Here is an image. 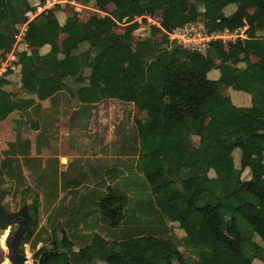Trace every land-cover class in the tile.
I'll return each instance as SVG.
<instances>
[{"label": "trees", "instance_id": "trees-1", "mask_svg": "<svg viewBox=\"0 0 264 264\" xmlns=\"http://www.w3.org/2000/svg\"><path fill=\"white\" fill-rule=\"evenodd\" d=\"M46 1L0 0L1 55L13 47L18 58L11 63L20 68L15 91L19 97L7 87L12 84V71L8 68L0 75V121L15 110L36 109L37 117L41 102L50 98L66 100L64 108L70 103L78 107L80 103L100 102L109 95L100 83L110 79L123 102L137 106L153 102L149 115L134 121L137 128L153 127L156 132L134 139L130 150L139 152L137 168L147 171L150 181L164 175L168 182L154 197L155 202L141 209L147 224L142 220L141 227L120 240H107L95 233L87 246L77 250H73L74 242L60 225L53 229L49 242L36 250L34 264H255L256 260L264 264V125L260 123L264 116V65L251 57L254 48L264 52V37L248 28L247 38L231 42L228 58L217 66L214 59L223 51L221 40L213 39L205 50L198 51L171 42L168 31L199 17L209 34L243 27L242 21L225 14L227 0H201L204 11L196 15L187 13L189 0H102L115 3L116 10L99 17L100 27L76 23L60 41L59 25L41 30L57 18L60 7L58 4L38 12ZM7 6L15 15L3 9ZM254 14H264V0L255 1ZM33 15L28 22L27 17ZM148 15L160 20V26L150 24ZM137 17L143 18V26L134 22ZM23 25L27 28L22 39L35 47L21 57L16 36ZM214 69L220 71L217 79L210 75ZM229 89L250 95V101L237 104ZM209 113L219 119L214 127L207 124ZM40 123L39 119L30 120L33 129H39ZM30 152V143H23L19 137L10 155L1 160L8 177H0L1 184L18 182L25 187L23 198H32L29 210L34 224L21 243L22 252L39 225L40 194L27 185L19 159L22 154L30 162ZM199 159L204 160L205 169L197 168ZM247 169L250 178L243 177ZM80 184L74 180L66 182L65 187ZM108 187L117 203L99 200L102 192L96 188L93 193L97 198L91 201L97 204L95 211L100 213L102 224L115 228L133 219L127 214L128 195ZM84 203L81 200L82 206ZM152 217L158 226L151 225ZM166 223L184 231L183 248L175 236L164 238L170 230ZM202 225L207 227L210 240L203 238ZM8 226L0 223L2 229ZM230 228L245 237L244 241L231 237L227 233ZM41 238L38 233L36 243Z\"/></svg>", "mask_w": 264, "mask_h": 264}, {"label": "rangeland", "instance_id": "rangeland-1", "mask_svg": "<svg viewBox=\"0 0 264 264\" xmlns=\"http://www.w3.org/2000/svg\"><path fill=\"white\" fill-rule=\"evenodd\" d=\"M95 4L99 6L98 3ZM3 9L9 11L12 15H15V11L11 6L4 7ZM105 9L108 11V9H111V6H105ZM24 11L23 12L25 15L26 3L24 4ZM73 12L74 11L67 12V14L70 13V15H72L70 16L71 20L73 18V20H75L78 17V15ZM87 16V11L81 12L82 21L87 19ZM27 18L30 19L31 17L28 16ZM201 18L202 17H199L198 21L204 22ZM157 22L158 19L153 17V21H151L150 24L157 25ZM141 25H144L143 20ZM23 26L21 28V34L16 36L18 45L20 46L22 44L24 46L23 50H25V53L19 54L21 57H24L27 54L26 49L31 48L30 45L29 47L27 45L29 43L22 39V36L25 34L27 28L26 25L24 27ZM202 30V33L204 32V34L209 32L208 28L206 27L202 28ZM218 32L221 33L222 31ZM212 40L213 39H211V41ZM223 40H225V42L228 44L230 42H234L233 40H230L229 37H225ZM6 46L7 44L5 47ZM228 46H225V51L223 49L220 56L217 58L220 61L214 62L217 66L228 58ZM12 49L8 54L11 53ZM136 52L139 54V49H136ZM5 54L2 55H5L4 61H7V52ZM14 57L15 55L12 56V59ZM6 66H8V64ZM13 67L15 66L13 65ZM15 78H18V75L12 76V80H16ZM104 86L106 91H109L111 95H114L111 97L116 98V92L111 90V85L106 82ZM17 87L18 86L15 84H12L9 88L15 92L18 90ZM16 93L18 94V92H15V95L19 97ZM60 99H62V101L60 100L59 102H62L63 106L68 105L66 104V100L61 97ZM59 102L56 105L55 101L52 100L50 104H52L53 107H46V111H44V108L39 109L41 118H45V121L48 123L46 124V131L49 133V137H47L46 140L43 139L39 141V138H35V136H33L34 140H32V144L30 143L31 152L29 155L31 157V161H27L28 157L25 159L24 155L19 154L20 164L22 165L23 172L26 176L27 185L32 186L33 190L39 192L40 194L39 225L37 226L35 235L33 236L31 242L26 243L23 248V251L31 261V264H34L36 260L34 256L36 250L49 242L51 235L53 234V229L59 228L60 225L65 227V232L68 238L74 242L75 246L73 247V250L87 246L91 242L95 233L102 235L107 240H120L125 235L130 234L134 229L141 227L143 220L141 209L143 207L148 208L149 206L147 205L149 203L155 202L154 197L161 192L163 186L168 182L166 176L159 177L158 181H150L147 178L149 173L147 171H140L137 168L139 152L136 150H134V152L133 150H130L132 141L141 137L134 120L136 118H146V115L150 111L149 108L142 107L139 109L137 105L134 106L133 104L120 103V105L113 103L112 105L110 102L105 104L102 103L100 105L91 106L89 109H86L89 112L88 117L87 113H84L86 110L81 108L79 112L77 111L78 115L74 121H71V116L68 118H60L57 126L55 125L53 129L52 125H50L51 121H53L51 119V111H54V108L62 109V111H64V107H60ZM70 105L71 103L69 104V107H71ZM41 107H43V105ZM43 112H45L44 115H41ZM24 113L26 114L25 121L28 125L30 124V120L38 119L36 117V109H32ZM211 117H214V115L211 114ZM217 120L218 119L215 118L208 119V126H216ZM260 123L264 125V117H261ZM68 124L70 125L66 126ZM3 126L4 127L0 126V177L7 180L8 177L5 176V172L2 169L1 160L10 155L9 153L11 148L13 144L18 142L19 137H21L20 140H22L23 143L28 142L27 140L29 137V130H24L22 128L21 132L23 135L20 136L21 132L20 134L18 131L13 133L14 130H10L5 125ZM70 126L72 127L70 128ZM61 132H64L65 134L61 136ZM60 146L62 149L71 148L70 150H73L74 154H76L74 157H71L74 158L72 159L73 162L65 171H61V169H59L57 166V161H55L56 155L65 151H58ZM20 149L22 148L20 147ZM70 150L66 152H70ZM63 156L64 159H61V162L63 161L67 163L69 157H67L66 153ZM170 166L172 165L170 164ZM237 166H239V162L237 163ZM205 167L206 165L204 160L197 162V168L199 170L205 169ZM100 170H102V176H100ZM107 170L109 171V174L106 173ZM210 174L213 176V172ZM103 175H105V178H107L104 185L99 183L101 178H104ZM250 176V170H245L243 177L250 178ZM74 180H76V182L81 181V184L79 186L65 187L66 182H71ZM49 183H52L50 184L51 187L47 186ZM16 185L19 186V183L14 182L10 184L6 182L3 185V187L8 190V194L4 197L3 202L4 205L7 206L6 208L10 209V211L19 210L24 205V200H26V203L28 204L32 202V198L30 197L23 198L24 195L21 193V191L25 187L20 185V188H17ZM110 185L116 187L118 190L128 195L129 204L127 205V214L133 220L127 223L124 222L119 227L112 228L102 224L99 214L92 213L90 216L87 215V217H89L87 220V224H89V226L87 227L83 221L84 217L82 215H73L67 211L72 208V205L77 204L80 200V198H77L76 192L79 194L91 189L94 190V188H96L99 189L98 191L103 192L104 190L106 193L109 191L108 186ZM100 186L103 187V189L99 188ZM67 194H72L74 196L73 200L67 197ZM108 195L111 196L109 193ZM174 197V194L172 197H170V203L173 201ZM150 199L152 201H150ZM115 201L117 203L116 199L114 202ZM78 210L79 214H82L88 209L84 207L83 209H77V212ZM242 217H247V214H242ZM152 219L153 217L151 220ZM75 220L77 222L76 224H73ZM153 220L154 221L151 223V225L158 226L159 222H157L155 219ZM143 224L145 225L147 223L143 220ZM166 224L169 226L170 230L168 231L167 236L163 235L164 238L168 236H175L177 241H179V246L183 248V237L185 234L184 231L179 228L178 225L172 226L169 223ZM16 228V224L9 225L6 229L0 228V241H3V243L0 244V264H2L4 260H9L8 254L10 252V248L8 246L7 239L9 235L16 230ZM200 228L203 238L205 240H210L211 235L208 232L207 227L202 225ZM38 233L41 234L42 241L36 243ZM227 233L231 237L235 238L238 242H243L245 239V237L238 234L232 228L228 229ZM157 236L160 237V241L164 240V238L161 239L162 234ZM254 239L259 241L258 237H255ZM49 245L50 243L48 246ZM257 261L258 260H256L255 264H262ZM95 264L103 263L96 262Z\"/></svg>", "mask_w": 264, "mask_h": 264}, {"label": "crops", "instance_id": "crops-1", "mask_svg": "<svg viewBox=\"0 0 264 264\" xmlns=\"http://www.w3.org/2000/svg\"><path fill=\"white\" fill-rule=\"evenodd\" d=\"M255 1L256 0H241V1L227 0L226 7L224 9L225 14L227 16H232L234 18V21H237V20L242 21L244 23V26L243 27H237V28H235L233 30H230V32H231V34L233 36H229L226 33L225 37H229V38H231L230 40H233V41L236 40V37H238V36H240L242 38H247L248 34L246 33V30L248 28H250V27L255 29V33H256L257 36L264 37V14L263 15H255L254 14ZM95 3H98L99 6L96 5ZM59 6L60 7H59V9L57 11V18L55 20L51 21L45 28L42 27L41 30H44V29H46L48 27H52L54 25H59L60 29H61V39H60V41L68 35L69 29L74 24L79 23V22H84L88 26L100 27L101 22L99 20V17L100 16L102 17V16H105V15H109L114 10H116V4L115 3L104 2L102 0H90L88 3H82V2H80L78 0H67V1L61 2V4H59ZM91 6H93V7H91ZM105 6H108V7L111 6V9H108V11H107L105 9ZM40 11L41 10H38V12H40ZM68 11L69 12L74 11L73 13H76L78 15V17L75 20H73L74 18L71 20L70 16H72V15H70V13L67 14ZM79 11H80V14H79ZM83 11H87L88 12V16H87L88 18L84 19L82 21L81 20V12H83ZM203 11H204V5L201 2V0H189V6H188V9H187V13L196 15V14L202 13ZM34 15L28 20V22L32 21ZM158 21L160 22V20H158ZM198 22H201V21H198ZM201 23H204V22H201ZM223 32H224V30H222L221 33H223ZM217 33H219V32L217 31L214 34H217ZM217 39H220V38H217ZM220 40L222 41L223 49L225 48V46H228L231 43V42L229 44L226 43L225 40H223V38L220 39ZM60 41L58 43H56V46H55L56 49H58L60 47ZM27 45H28V47L30 45L31 48L35 47V45L32 47V45L30 43L27 44ZM15 47H16V45H15ZM23 47H24L23 45H20V46L17 45L16 49L19 51V54L25 53V50H23ZM49 47H50L49 45L46 46L47 49H49ZM31 48L26 49V53H29L31 51ZM224 51H225V49H224ZM229 52H230V48H229ZM7 55H8L7 56L8 57V59H7L8 62L4 61L5 57L4 58L1 57L2 55H1V51H0V58L2 59L0 61V75H2L5 72V70H7L9 68L12 71V74H11L12 84H15L16 86H19V82H20V68L18 66L13 67V64L11 63L12 60L17 58L16 53H15L14 50H12L11 53L10 54L7 53ZM13 55H15V57L12 59ZM251 57H252L253 60L259 61L260 63H262L264 65V52L260 51L258 48H254L251 51ZM10 59H12V60H10ZM217 61H220V60H218L217 58L214 59V62H217ZM7 64H8V66H6ZM14 75H18V78H15L16 80H12V76H14ZM210 75H212L213 78L217 79L220 76L219 69L212 70ZM106 82H108L109 85H111L110 79L103 80L100 83V86H101V88L103 90H105V86L104 85L106 84ZM12 84H9L7 87H10V85H12ZM111 87H112V85H111ZM111 90L114 91V88L112 87ZM107 92L109 93V95L107 97L103 98L100 102H97V103H80L78 105V107H73L71 105V107L63 108L64 111H62V109L56 108L54 111H51V113H50L51 114V119L53 121H51V124L50 123L49 124L52 125V128L54 129L55 125L57 126V123L60 120V118H64V117L68 118V117L71 116L72 117V119L70 118L71 121H74V119L78 115L77 111L79 112V110L81 108L86 110V109H89V107H91V106H97V105H100L102 103L105 104V103H108V102H110L112 105H113V103H116V104H120V103L133 104V103H125V102H123L122 100L119 99V97H118V95L116 93H115L116 98H112L111 96L113 94L111 95V93L109 91H107ZM228 93H230V95L232 96V98L234 99V101L237 104L248 103L250 101V95H248V94H245V93H242V92H237V91H234L233 89H229ZM51 102H52L51 98L41 102V105H43L42 108H44V111H46V107H51L50 106ZM55 103H56V105L58 104L57 101H55ZM59 104H60V107H62L63 103L60 102ZM133 105L135 106V104H133ZM153 106H154L153 102H149V103L145 104L144 106H138V107H139V109H141L142 107L143 108L144 107L149 108L150 111L146 115V117H147L149 115V113L152 111ZM44 113L45 112H43L41 115H44ZM84 113H87V117L89 116V112L87 110ZM211 114H213V113H209L208 114L207 120L210 119V118L218 119L216 116L211 117ZM37 117H38L39 121H41L39 129H33L30 124L29 125L26 124V121H25L26 120V114L23 111H21V110L13 111L5 120L0 121V126L4 127L3 125H5L10 130L11 129L14 130L13 133H16V131H18L19 134H20L22 128L24 130L25 129L29 130L28 131L29 137H28V140H27L28 142L27 143H31L32 144V140H34L33 136H35V138L36 137L39 138V141L43 140V139L46 140L47 137H49V133L46 131V124H48V123L45 121V118H41L40 113H39V116H37ZM80 117H81V115H80ZM262 117H264V116H262ZM138 119H141V118H138ZM216 123L217 124L219 123V119L217 120ZM69 125L70 124H68L66 126H69ZM71 127L72 126H70V128ZM167 129L170 130L171 127L168 125ZM138 131L140 132V136L141 137H146V136H148L150 134H154L156 132V129L153 128V127H151V128H145V127L141 128L140 127V128H138ZM144 132H146V133H144ZM46 134H47V136H46ZM64 134H65L64 132H61V136H63ZM22 135L23 134L21 132L20 136H22ZM58 135H60V134H58ZM23 137H25V136H23ZM68 143H69V141H68ZM70 149L71 148L62 149L61 146H60V149H58V151H60V152L65 150L62 153L57 154L56 158H55V161H57V166L59 167V169H61V171H65V170H67L69 168L70 164L73 162L72 159H74V158H71V157H74V155H76V154H74V151L70 150ZM69 150H70V152H66V151H69ZM65 153L67 154V157H69L67 163L63 162V161L61 162V159L62 160L64 159L63 155ZM201 160L202 159H199L198 162L201 161ZM170 167L174 168L173 165L170 166ZM106 173L109 174V171L107 170ZM100 176H102V170H100ZM103 176H104V178H101V180L99 182L102 185H104L103 183H105V181L107 179V178H105V175H103ZM162 176H164V175H160L159 177H162ZM158 179L156 181H158ZM101 188L103 189V187H101ZM91 193H92V195H91ZM108 193L111 194V196H109ZM67 195H68L67 197H69L71 200H73L74 196L72 194L71 195L67 194ZM76 195H77V198H80V200L78 201L77 204L72 205V208H74V206H76L75 207L76 210H73L72 208H70V213H72L73 215L76 214L77 216H81L82 215L84 217L83 221L85 222V225L88 227L89 224H87V220H88L89 217H87V215L90 216L92 213H94V214L97 213V214H99V217H100V213L95 211L97 204L95 203V201H94V203L91 201V198H93V199L97 198V193L94 194L93 190L91 189V190H88L86 192L79 193V194H77V192H76ZM98 198H99V200H108V201H110L112 203H116V201L114 202V200L116 198L112 195V193L110 191H107L105 193L104 190H103L102 195L99 196ZM83 199L85 200V203H84L85 206L81 205V200H83ZM84 207L87 208L88 210L85 211L82 214H79V210L77 212V209H83ZM76 222L77 221L75 220L73 222V224H76ZM2 264H11V263L9 262V260H4ZM26 264H31V261L28 259Z\"/></svg>", "mask_w": 264, "mask_h": 264}, {"label": "water", "instance_id": "water-1", "mask_svg": "<svg viewBox=\"0 0 264 264\" xmlns=\"http://www.w3.org/2000/svg\"><path fill=\"white\" fill-rule=\"evenodd\" d=\"M7 194L8 190L0 182V223L17 225L9 240L10 252L8 259L11 264H26L29 258L25 252L20 250V247L21 243L26 240L32 231L34 217L30 213L28 203H25L19 210L9 211L3 202Z\"/></svg>", "mask_w": 264, "mask_h": 264}, {"label": "built area", "instance_id": "built-area-1", "mask_svg": "<svg viewBox=\"0 0 264 264\" xmlns=\"http://www.w3.org/2000/svg\"><path fill=\"white\" fill-rule=\"evenodd\" d=\"M67 0H53L48 1L47 5L45 7H48L49 5H53L58 2H64ZM42 7L39 8L41 10ZM148 22L151 23L153 21V17L147 16ZM140 21L142 20L139 19ZM157 25L160 26V22H157ZM202 28H205L204 23L198 22V21H192L189 23H186L183 26L177 27L173 31L169 32L170 41H177L178 43L182 44L185 47L192 48L193 50L202 51L205 50L206 44L211 41V39H217L225 37V34L227 33L229 36H233L229 29H225L223 33H217V34H204L202 33ZM217 35V36H216ZM240 37V36H238ZM236 37V39L238 38ZM233 38V37H232ZM231 39V38H229ZM235 41V40H234Z\"/></svg>", "mask_w": 264, "mask_h": 264}, {"label": "clouds", "instance_id": "clouds-1", "mask_svg": "<svg viewBox=\"0 0 264 264\" xmlns=\"http://www.w3.org/2000/svg\"><path fill=\"white\" fill-rule=\"evenodd\" d=\"M48 1H53V0H47L44 6H39V7H38V10H39L40 7H42V9L44 10V9H46V8H54L56 5L61 4V2H58V3H55V4H53V5H49L48 7H45V6L47 5V2H48ZM42 9H41V10H42ZM148 16H151V15H148ZM151 17H152V16H151ZM141 18H142V17H137L136 20H135L134 22H140V23H141L142 20H143V18H142V20L140 21L139 19H141ZM146 18H147V16H146ZM147 21H148V19H147ZM226 29H228V28H226ZM229 30H230V29H229ZM2 243H3V241H0V244H2Z\"/></svg>", "mask_w": 264, "mask_h": 264}]
</instances>
